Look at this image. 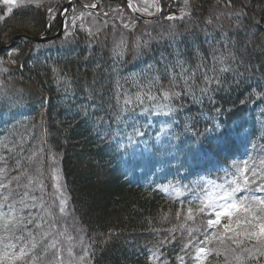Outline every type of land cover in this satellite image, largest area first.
Here are the masks:
<instances>
[{"label": "trees", "instance_id": "obj_1", "mask_svg": "<svg viewBox=\"0 0 264 264\" xmlns=\"http://www.w3.org/2000/svg\"><path fill=\"white\" fill-rule=\"evenodd\" d=\"M65 1L42 0L39 8L22 5L9 13L0 0V16L3 17L0 19V66L8 69L7 73H0V88L8 86L12 99L11 103L0 102V156L6 158L8 178L21 174L16 163L18 157H22L20 164L24 169H29V164L33 163L31 169H38L33 183L38 180L41 184L44 182L45 187L54 183L52 168L57 167L71 219L83 230L90 245V264H160L146 257L150 244L154 247L161 239L165 241L159 249L162 258L167 264H181L179 257L191 256L193 252L189 253L185 245L196 247L187 232L191 223L186 222L185 229L178 227L185 223L188 206L163 196L147 185L143 177L131 179L127 160L124 161L118 146L110 141L111 137L104 139L111 130L110 125L115 126L116 94L125 89L136 91L129 78L139 77L143 81L145 74L162 73L165 64L175 62L177 50L183 53L181 59L187 60L184 66L189 72L201 62L195 55L196 49L201 50L207 67L197 72V84L203 80L204 72L209 76L219 74L222 65L212 60L213 53L207 42L211 40L219 49L215 55L229 57L223 66L234 67L236 72L222 74L226 85L211 93L214 104L209 103L207 97L202 104L194 103L190 97L177 102L183 109L176 114L174 124V132L180 138L176 140L177 161L171 177L187 180L216 169L226 171L231 162L249 155L255 141L261 139L256 114L257 110L264 109V100H257L254 90L264 91L261 77L264 0H233L235 8L226 7L228 0H188L185 11L190 15L183 19L180 18V2L158 0L160 15L149 21L134 18L121 1L101 0L94 10L73 3L66 15L67 35L63 32L55 41L38 44L20 38L11 47L2 48L9 45L15 35L35 37L44 31L47 35L57 33ZM79 1L87 7L94 2ZM241 4L245 6L243 9ZM113 8L124 9L134 19L135 26L125 28L124 22L109 18ZM49 9H54L51 17L47 14ZM235 11L243 12V27L238 32L233 28L237 17L227 15ZM72 12L81 14L84 19L71 24ZM217 15L219 21L215 19ZM48 19L52 26L46 29ZM207 19H212L213 24L222 23L223 28L206 25ZM90 20L101 28L95 36L92 35L95 29L85 28L84 23ZM105 22L107 27H103ZM205 29L210 36L205 35ZM223 31L231 36L227 50L224 42L216 43ZM121 34L127 48L122 57H116L112 54L113 42L119 40ZM137 38L141 46L134 50ZM150 64L152 72L147 71ZM214 67L215 72L210 71ZM174 71L178 73L180 69ZM241 79L243 82L237 86L236 82ZM117 81L122 87H117ZM162 83L168 84L167 76H163ZM179 87H183L182 82ZM242 99L246 101L244 104H241ZM216 109L221 111L218 113ZM184 122H192L195 130L202 134L206 128L222 123L229 135L222 146L212 132L197 141L191 132L181 135ZM16 132L23 134L22 144ZM11 141H17L12 153L3 147V143L11 144ZM259 162L249 165L258 166ZM4 163L0 160V165ZM21 179L27 181L26 177ZM11 187L17 186L14 183ZM242 195L246 193H238L239 198ZM197 215L202 222L208 218L205 213ZM174 228L175 231H170ZM217 245L218 241L214 240L209 249ZM208 261V264H223L224 257L213 253Z\"/></svg>", "mask_w": 264, "mask_h": 264}, {"label": "snow or ice", "instance_id": "obj_2", "mask_svg": "<svg viewBox=\"0 0 264 264\" xmlns=\"http://www.w3.org/2000/svg\"><path fill=\"white\" fill-rule=\"evenodd\" d=\"M17 2L18 0H4L7 5H15ZM31 2L32 0H29V3ZM184 3L187 8L188 0H184ZM128 4L133 12L140 11V9L133 7L132 0H128ZM36 6L38 8L42 6L38 0H36ZM91 7L95 8L97 5L93 4ZM226 7L235 8L233 0H228ZM244 7L241 4V8L243 9ZM157 10L159 11L158 7ZM8 11L11 13V7ZM53 11L54 9H49L48 16L51 17ZM65 15L67 14L65 13ZM189 15V11L182 9L180 18L183 19ZM227 15L229 18L232 16L237 17L233 28L238 32L243 27V12L235 11ZM0 19H3V17L0 16ZM168 19L171 20L174 17H168ZM215 19L219 21L220 16L217 15ZM205 23L214 28H223L222 23L213 24L212 19H207ZM257 23H260V21H257ZM51 26V23L47 24V27L51 28ZM131 26L134 25L124 24L125 28ZM61 27L64 30V34L67 35L66 24L62 23ZM103 27H107V22H105ZM81 28H83V25H81ZM100 31L101 28L98 27L92 35L95 36ZM205 35L210 36L211 33L205 29ZM230 39V33L223 31L220 40L216 43L219 45L224 42L227 50V44ZM207 42L213 53L212 60L222 65L219 69V74L209 76L207 72H204L203 80L200 84H197L195 82L197 72L201 68L207 67L201 55V50L196 49L195 51V55L200 58L201 62L196 65L195 70L192 72H189L184 66L187 60L181 59L183 53L177 50L174 53L175 62L171 65L165 64L162 73L157 72L153 76L145 74L143 81L139 77L129 78L132 80V87L136 91L130 92L125 89L123 93L116 94V107L113 112L116 130L115 132L111 130L106 132L104 139L111 137L126 156L130 159H140L142 161L153 159L159 152L157 145H162L165 140H167L169 145H171L173 139L179 140V135L172 130L173 125L176 123V114L183 109V105L177 102L185 97H190L194 103L202 104L203 98L207 97L209 103L214 104L215 100L211 93L222 90L226 85V81L222 79V74L230 71L236 72L234 67L223 66L229 57L224 54L215 55L219 50L218 47L213 46L211 40ZM145 43L147 42L145 41ZM140 46L139 38H137L134 41L133 48L138 50ZM126 48L127 41L124 35L121 34L119 40L114 39L112 54L116 57H122ZM246 48L247 46H245V50ZM231 59L235 60L236 57L231 56ZM11 62L9 61L8 63ZM97 67H99V64H97ZM176 68L180 69L178 73L174 71ZM153 70V66L151 64L148 65L147 71L152 72ZM210 71L215 72V67L210 69ZM7 72L8 69L6 67L0 66V73ZM163 76L168 78L167 85L162 83ZM261 77L264 78V60L261 61ZM181 82L183 84L182 88L179 87ZM242 82V79L237 81V86ZM116 83L117 87H122L119 81ZM228 87L230 88L231 85L229 84ZM254 95L257 100H264V91L254 90ZM121 96L123 97L122 105ZM249 98H251V95ZM100 99H104L102 93L100 94ZM109 100H111V97H109ZM4 101L12 102L8 86L0 88V102ZM245 102V100H241V104ZM216 111L219 113L221 109H216ZM261 111L264 112V109H261ZM93 114L95 115L96 113L93 112ZM138 117H165L168 119L160 122L161 126L153 136L151 131L153 128L152 120L147 119L141 125ZM192 119L193 121L195 120V118ZM183 126L184 133L181 135L191 132V135L199 141L201 136L212 132L215 133L217 143L221 146L229 135L228 130L222 123L206 128L204 134L195 130L192 122H184ZM15 135L20 136V143L22 144L24 140L23 134L16 132ZM16 143L17 141H11V144L3 143V147L12 153ZM34 156H36L35 152H33ZM20 159L22 157H18L16 163L18 169L21 170V174L9 179L6 158L0 156V160L5 161L3 165H0V177H2L0 178V189L5 190L4 193H0V264H65L63 249L58 239V236L63 237L65 234H54L53 227L66 214L67 201L63 198L60 199L59 213L61 217H57L50 222L45 215H41V212H46L47 215H53V212L51 208L39 205V200L42 197L38 198L31 194L34 190V174L38 173V169H31V164H29L31 171L24 169V166L20 164ZM28 159L31 161L32 157ZM175 159L176 157L173 156L167 163L171 164ZM181 163L183 164V162ZM233 167L235 172L230 174L231 179L227 178L229 174L226 173L221 183H217L213 179L205 180L201 177L193 181L191 185H185L183 188L174 186L171 183L158 187V191L178 198L191 194V199L187 201L185 223L179 224V229H185L186 222L193 220L196 214L211 213V216L207 219V226L210 229L215 228L216 231L210 236L206 235L203 243L207 245L215 240L218 241V245L213 249L197 247L194 257L196 264H208V256L213 253L224 257L223 264H252V262L264 264V261L261 260V258H264V197L258 195V193H264V160H261L258 166H251L248 161H244L243 166L234 164ZM245 173H248V175H245ZM22 176L27 178V183H21ZM54 178L58 182L59 174L57 173ZM13 183L16 184V188L10 187ZM36 183L39 184L40 181L37 180ZM56 187L59 191V183H57ZM21 188L25 190L21 192ZM237 193H246V195L237 198ZM16 197H19V199L17 200ZM32 209H38L35 215ZM26 210L27 214L25 215ZM179 216L180 213L178 212L177 217ZM30 225L32 226L31 229L29 228ZM175 230L174 228L170 231ZM197 230L194 228L187 229L189 235ZM67 239L71 241L73 238L68 236ZM164 243L165 241L161 239L157 245H154L153 257L160 264H167V261L162 258L163 254L159 251ZM80 246L83 254L78 257L79 264H87L91 253L88 251V247L83 246V237H80ZM50 253L51 257L49 258ZM67 255L70 258L68 264H72V260L77 259L71 247L68 248ZM179 259L183 261V257H179Z\"/></svg>", "mask_w": 264, "mask_h": 264}, {"label": "rangeland", "instance_id": "obj_3", "mask_svg": "<svg viewBox=\"0 0 264 264\" xmlns=\"http://www.w3.org/2000/svg\"><path fill=\"white\" fill-rule=\"evenodd\" d=\"M40 1L42 0H38V2L40 3ZM51 1H55V0H51ZM178 2H180V8L184 9V10H188V6L187 8L185 7V3L184 0H177ZM1 2L5 5L7 12H9V8L11 7V9H14L18 6H22V5H36V0H32L31 3H29V0H18L17 4L15 5H7L4 3V0H1ZM158 0H132V4L135 6V8L140 9V11H138L139 13L145 15V16H151L154 15L158 10V4H157ZM71 19H72V23L71 24H76V22L73 23V21H77V20H83V16L81 14H75L74 12L71 13L70 15ZM109 18L114 19L117 18L119 19L121 22L124 23H128L130 25H134V19H132V17H129L125 12L124 9L122 8H113V10L110 12L109 14ZM85 28H90V29H96L97 25L93 20H90L88 22H85ZM131 26V27H134ZM257 130L259 132H261V135H264V112H261L259 110H257ZM147 119H151L153 122V128H152V133L153 136L155 135L156 130L159 129L160 122L162 120L168 119L165 117H138L139 123L141 125H143L145 123V121ZM116 130V124L114 127H111V131L115 132ZM172 130L174 131V125ZM111 142L115 143V146L117 147V143L116 141L112 140L110 138ZM154 142V141H153ZM157 147L159 148V152L155 155V157L151 160L148 161H142L140 159H130L128 156L125 155V153L123 151L120 150V152L123 155V159L124 161L127 160V165H128V171H130L131 173H134L138 176H143L144 179L146 180V182L148 183V185L151 186H157L159 187L160 185H164V184H168L167 182V177L169 175V172L171 170V167L173 166L174 160L172 161L171 164L167 163L168 160H170L173 156L176 157V141L175 139L172 140L171 145L168 144L167 140L164 141V143L162 145H157ZM119 150V148H118ZM254 150V148H253ZM260 151L264 150V144H262V146L259 149ZM33 165V163H31ZM239 165V166H243V162L241 161H236V162H232L231 163V167L230 169H228L227 171L225 170H219L215 173V175L210 176V175H199L198 177L190 180L188 183H186L187 185H191L193 183V181H196L198 179H200L201 177H203L205 180L207 179H213L216 180L217 183H221L223 182V179L225 178V174L228 173L229 175L227 176L228 179H231V173L235 172V168L233 167V165ZM35 165V163H34ZM48 166V164H47ZM58 169L57 167H53L52 168V174H53V178L55 177V175L57 174ZM245 175H248V173H245ZM2 178V177H0ZM37 181V180H36ZM167 181V182H166ZM7 183V181H5ZM43 182V181H42ZM21 183H27V181H25L24 179H21ZM57 183H59V181L57 182V180L54 178V183L53 184H48L47 187L44 186V182L41 184H37V183H33V191H32V195H35L38 198H41L39 200V205L41 207H49L52 209L53 215H47L46 212H41V215H45L46 218L51 222L52 220L56 219L57 217H61V214L59 213V205H60V199L63 198L64 200L67 201V197H65L64 193H63V189L59 183V191L57 190ZM14 184V183H13ZM174 185V183H171ZM12 185V184H11ZM10 185V187H11ZM174 186H178L183 188L182 186L179 185H174ZM25 189L21 188L20 191H24ZM4 189H0V193H4ZM191 196V194H188ZM187 195V196H188ZM261 196H264V193H260ZM16 199L18 200L19 197H16ZM185 202H187L188 200H184ZM198 203V202H197ZM6 210V209H5ZM38 209H32L33 214L35 215ZM27 214V210L25 211V215ZM205 214H211V213H205ZM223 222V221H222ZM202 224V228L203 225H205L207 228V222H201ZM196 226H200L199 223H196ZM29 228L31 229L32 227L29 226ZM53 232L54 234H58V233H64L65 235L63 237H59V243L62 246L63 249V253H64V260H65V264H68L69 261V257L67 255V250L69 247L72 248L74 255L77 257V259L72 260V264H79V260L78 257L79 255H82V251H81V246H80V237H83V246L88 247V251L90 252V245L88 243V241L85 239V235L83 233V230L75 223L73 222V220L71 219V214H70V209H69V205H68V201H67V205H66V214L60 218V220L54 225L53 227ZM68 236H71L73 239L71 241H69L67 239ZM197 247H206L207 245H205L203 243V241H199L196 243V247L194 250V254H193V264H196L195 261V251ZM51 257V253L49 254V258ZM87 264H90L89 258L87 260Z\"/></svg>", "mask_w": 264, "mask_h": 264}, {"label": "water", "instance_id": "obj_4", "mask_svg": "<svg viewBox=\"0 0 264 264\" xmlns=\"http://www.w3.org/2000/svg\"><path fill=\"white\" fill-rule=\"evenodd\" d=\"M73 1H77V0H69L68 2H66L64 4V6L62 7V16H61V22H60V29L59 31L55 34V35H46L45 32L41 35H38V36H29V35H26V34H19V35H15L13 36L11 39H10V44L7 45V46H4L2 48H9L12 46V44L14 43L15 40L17 39H20V38H24L30 42H33V43H42V42H49V41H53V40H56L58 39L62 33H63V29L61 27L62 23H64V20H65V13L66 11L68 10V8L70 7L71 3ZM108 1H115V0H108ZM126 7L128 8V10L131 12L132 15H134L137 19L139 20H152L153 18H148V17H145L143 15H141L140 13H138L137 11L136 12H133L132 9L129 7V4H128V0H122Z\"/></svg>", "mask_w": 264, "mask_h": 264}]
</instances>
